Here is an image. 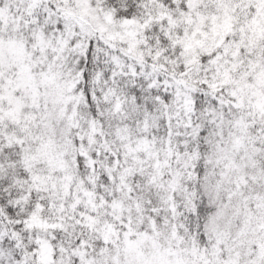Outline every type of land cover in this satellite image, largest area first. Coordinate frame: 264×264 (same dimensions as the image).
Here are the masks:
<instances>
[{"label":"snow or ice","instance_id":"snow-or-ice-1","mask_svg":"<svg viewBox=\"0 0 264 264\" xmlns=\"http://www.w3.org/2000/svg\"><path fill=\"white\" fill-rule=\"evenodd\" d=\"M0 264H264V0H0Z\"/></svg>","mask_w":264,"mask_h":264}]
</instances>
